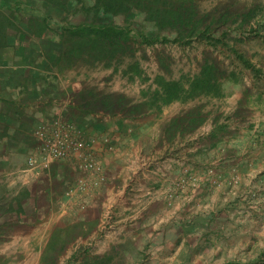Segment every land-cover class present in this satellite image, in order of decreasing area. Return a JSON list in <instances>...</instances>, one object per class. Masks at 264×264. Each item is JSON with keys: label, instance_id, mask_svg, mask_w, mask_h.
I'll use <instances>...</instances> for the list:
<instances>
[{"label": "rangeland", "instance_id": "obj_1", "mask_svg": "<svg viewBox=\"0 0 264 264\" xmlns=\"http://www.w3.org/2000/svg\"><path fill=\"white\" fill-rule=\"evenodd\" d=\"M216 3L256 8L250 25L241 29L238 24L224 28L228 32L218 47L199 42L186 46L172 42L136 44L134 55L115 61L93 62L88 58H76L60 63L58 58L64 51L60 36L66 34L67 28L109 22L125 25V17L96 10L95 0H60L58 4L21 0L0 7V19L5 17L24 25L31 14L38 12L45 16L50 28L48 37L32 39L35 42L24 41L9 29L14 48L19 49L23 43L28 47L37 43L41 50L39 56L49 64L44 73L38 72L28 89L22 88L21 82L16 80L0 83L3 94L0 96V264H50L53 260L56 264H64L74 256L78 259L85 254L102 255L113 248H116L115 260L126 264H264V183L258 184L259 179L251 175L249 183L242 182L237 168L238 173L231 170V176L226 177L223 167L208 166L211 163L207 160L216 159L218 152L209 149L212 141L206 137V132L215 126V119L218 124L228 127L227 133L220 134L221 137L224 134V139L229 135L237 136L239 129L236 127L240 123L244 124L240 126L242 130L245 127L251 129L253 121L264 111L261 99L264 92V0H198V8L203 12ZM128 19L131 33L136 38L139 33L151 37L158 33L154 24L139 12L130 14ZM5 47L2 51L9 52ZM234 49L253 65V69L245 68L235 58ZM206 61L216 63L219 68L215 81L202 77ZM166 89L174 90L175 100H167ZM91 93L121 94L127 98L129 106H142V110L136 114L113 116L104 111L81 115L83 109L70 108L82 95ZM199 106L207 120L193 132L184 136L177 134L168 140L163 130L165 125L176 115ZM21 108L34 114L24 119L27 123L25 133L21 132L24 127L20 128L22 125L18 121L21 119L16 114ZM39 109H43L42 113L37 112ZM113 120L119 124L133 121L143 130L149 128L148 134L143 131L136 135L134 146H143L145 150L149 144H154L156 137L155 147H151L153 152L156 151L155 159L159 163L165 159L180 165L176 181L169 184L166 192L168 205L179 204L177 212L180 210L179 213L185 216L197 209L207 211L204 204H216L212 214L203 216L202 213L191 219L190 224L196 223L191 226L192 231L186 232L185 240L179 242L171 231L168 235H153L146 242L133 237L129 241H115L113 208L109 210L106 224L95 215L91 225L83 228L80 220L70 216L67 205L61 211L56 200L55 207L51 208L44 193H36L39 186L35 180L56 161L67 162L77 172L76 192L104 183L105 171L95 155L99 139L87 138V134L98 132V128L113 129ZM52 124H60L64 132L79 143L74 158L44 159L42 141L37 138L36 130ZM111 140L109 136L100 139L107 151L113 150ZM78 159H93L100 171L88 172L80 167ZM36 172L39 174L35 175ZM211 178L214 182H225L229 193L223 194L227 208L219 196L212 200L211 195L208 196V202L195 201L194 195L200 191L202 181ZM81 182L84 189L79 187ZM64 190L60 184L57 193ZM50 209L58 214L55 222Z\"/></svg>", "mask_w": 264, "mask_h": 264}, {"label": "crops", "instance_id": "obj_2", "mask_svg": "<svg viewBox=\"0 0 264 264\" xmlns=\"http://www.w3.org/2000/svg\"><path fill=\"white\" fill-rule=\"evenodd\" d=\"M20 1L0 0V7H7L8 4H16V2ZM43 1L47 4L50 3L46 0ZM31 20H39L45 23L47 30L42 36L36 35L31 30L29 26ZM13 23L17 28L13 29L14 32L24 41L26 39L37 40L46 38L50 31L45 16L38 12L31 14L24 22V25ZM12 37L13 34L8 29L6 30L5 38L1 40L0 83L16 80L18 83L21 82L22 88L28 89L32 82L36 80L38 72L44 73L49 63L46 59L44 60V58L39 56V51L41 50H39L37 43H33L35 46L32 45L30 47L23 43L17 49L13 46ZM4 47L9 52H3L2 48ZM0 96L3 97L1 92ZM261 99L264 101V92H262ZM17 100L21 102V99ZM39 110L37 112L42 113L43 109ZM16 112L17 116L20 117L19 119H21L18 121V124L22 125L20 128L24 127L21 132L25 133L26 130L24 129L27 128V123H24V119L30 118L34 114L26 112L24 108ZM262 112L253 121L251 129L245 127L246 129L242 130L243 127L240 128V126L244 124L240 123L236 127L237 130L239 129L237 136L229 137L231 136L229 135L223 139V134L219 139H213L208 147H211L209 148L211 151L216 150L218 155L214 160L213 158H211L212 160H207V162L211 163L208 166L223 167V175H227L226 177L231 176V170L236 172L238 170L242 177V182L249 183L251 175L252 177H257L259 179L258 184L262 185L264 183V111ZM148 129L143 130L133 121H124L119 124V122L113 120V129L101 128L99 130L98 128L96 129L98 132H89L87 138L97 137L99 139L95 146V155L99 158L98 160L105 171L104 183H99L90 189L86 188L84 192H76L74 184L76 183L77 172L67 162L56 161L50 165L46 172H42L43 176L40 179L38 178V180H35L36 182L34 181L39 186L36 193H44L51 208L55 207L54 202L56 200L61 205V211H64L65 209L63 210V208L67 205L66 209L70 211V216L77 218L78 221L80 220L83 228L86 225H91L95 215L100 218L99 220L102 224H106L108 222L107 216L111 213L109 210L113 208V238H115V241H129L133 237L146 242L151 240L153 235L161 233L168 235V232L171 231H174V235L179 242L185 240L186 232L188 230L192 231L191 226L196 223L192 221L193 223L190 224L191 219L195 216L200 217L202 213L203 216L204 214H212L215 212L216 207L214 205L216 204L207 203L205 205L203 203L208 208L207 211L205 208L197 209L199 211H189L185 216L179 213L180 210L177 212L179 204L177 206H175L177 203L168 205L166 192L169 190V184H172L176 178L180 165L176 164L175 161H166L165 159L159 163L155 159L156 151L153 152L151 147H155L156 137H154V144H149V147L145 150H143V146H134L136 135L139 132L142 134L143 131L148 134ZM208 133L206 132V134ZM103 136L112 138V151L104 149L100 142ZM223 151L226 152L224 153ZM168 167L172 168L169 169ZM34 174L37 175L39 173L36 172ZM224 183L222 180L214 182L213 178L208 181L203 180L202 187L198 188L200 191L197 192L196 190L197 193L194 195L195 201L208 202V196L211 195V200L219 196V198L224 200L223 205L225 207L226 198L223 194L226 196L229 193ZM60 184L65 187V190L58 194L57 189ZM217 184L218 188L216 187ZM258 190L261 191L262 189L258 188ZM31 194L35 195V192H31ZM185 200L184 203L186 202ZM36 207L39 208V204H36ZM225 208L222 210H225ZM53 210L50 209V215L55 217V220H53L55 222L58 220V214L53 213ZM185 218L187 221H185ZM49 223H47V228H49ZM165 245L167 246L168 243H165Z\"/></svg>", "mask_w": 264, "mask_h": 264}, {"label": "trees", "instance_id": "obj_3", "mask_svg": "<svg viewBox=\"0 0 264 264\" xmlns=\"http://www.w3.org/2000/svg\"><path fill=\"white\" fill-rule=\"evenodd\" d=\"M46 1L56 4L60 2V0ZM95 1L96 10L113 16L123 15L126 24L93 23L67 28L66 34L62 33L60 36L64 51L58 58V63L62 60L67 61V59L73 61L76 58H88V61L93 62L115 61V59L134 55L137 49L136 44L151 45L157 42H172L186 46L193 42H199L218 47L228 32L224 29L226 26L238 24V28L241 29L250 25L256 13V8L253 7L236 8L233 4L225 6L221 3H216L210 10L201 12L198 8V0ZM134 12L143 14L147 21L154 24L158 33L153 37L143 33H139L137 38L133 36L128 17ZM29 26L38 36H42L47 30L45 23L39 20H31ZM10 28L17 29L9 19L5 17L0 19V46H2L1 40L5 38L6 30ZM234 54L245 68L253 69V65L241 53L234 49ZM203 69L204 80L215 81L217 79L219 68L216 63L206 61ZM254 71L259 73V70ZM173 91L166 89L168 101L176 99L177 95ZM92 93L88 96L82 95L80 101H77L75 106L71 105L70 108L83 109L81 115H85L89 111H104L113 116L117 113L136 114L142 110V106H129L127 98L121 94L94 95ZM206 120L207 115L199 106L176 115L165 125L163 130L166 138L172 140L177 134L184 136L193 132ZM214 122L215 126L206 136L211 141L219 139L220 134L226 132L228 128L225 124H218L217 119ZM115 250L116 248H113L110 252L102 255L85 254L78 259L74 256L64 264H126L115 260ZM50 264H56V261L53 260Z\"/></svg>", "mask_w": 264, "mask_h": 264}, {"label": "built area", "instance_id": "obj_4", "mask_svg": "<svg viewBox=\"0 0 264 264\" xmlns=\"http://www.w3.org/2000/svg\"><path fill=\"white\" fill-rule=\"evenodd\" d=\"M36 136L42 141L41 150L44 155V159L47 161L52 159L74 158V154L78 149L79 143L71 136H68L60 124L43 126L36 130ZM79 164L80 167L86 169L88 172L100 171V167L93 159L79 160ZM81 184L82 182L79 185L80 189H84L85 186Z\"/></svg>", "mask_w": 264, "mask_h": 264}]
</instances>
